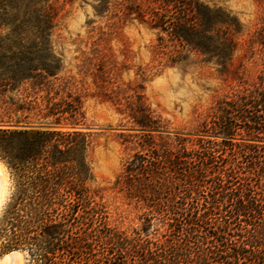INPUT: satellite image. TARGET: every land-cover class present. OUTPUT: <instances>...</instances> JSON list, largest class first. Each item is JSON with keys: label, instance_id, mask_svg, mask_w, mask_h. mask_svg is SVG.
I'll return each instance as SVG.
<instances>
[{"label": "trees", "instance_id": "1", "mask_svg": "<svg viewBox=\"0 0 264 264\" xmlns=\"http://www.w3.org/2000/svg\"><path fill=\"white\" fill-rule=\"evenodd\" d=\"M60 8V0H0V156L17 180L0 219L2 250H24L30 264H264V66L183 136L149 102L145 72L135 85H115L113 68L94 63L112 84L103 100L129 123L123 140L140 147L116 182L148 213L139 228L121 229L88 184L82 97L58 77L51 43ZM133 13L157 32L156 51L171 65L197 55L230 74L245 31L232 10L142 0L125 12ZM262 23L249 42L264 52ZM50 117L72 128L27 127Z\"/></svg>", "mask_w": 264, "mask_h": 264}, {"label": "rangeland", "instance_id": "2", "mask_svg": "<svg viewBox=\"0 0 264 264\" xmlns=\"http://www.w3.org/2000/svg\"><path fill=\"white\" fill-rule=\"evenodd\" d=\"M140 1L60 0L51 43L52 52L61 64L58 77L69 80L75 94L82 97L85 119L80 128L90 133L92 140L88 150L92 177L88 184L97 199L106 204L111 225L129 231L142 225L148 210L130 198L116 180L126 160L140 147L123 140V134L131 132L127 129L129 123L117 105L103 100L104 92H109L112 84L106 81L105 74L96 70L94 63L101 60L107 68H113L110 75L115 85L122 82L123 86L135 85L142 78L139 72H145L144 92L149 102L168 122L172 134L179 131L183 136H192L202 122L211 119L220 99L235 88L255 81L264 66V52L249 42L263 24V0H205L232 10L245 25L230 74H221L215 64L202 63L197 55H192L186 64L174 65L167 62L166 55L159 56L157 32L140 23L134 13L131 17L125 14ZM42 94L43 91L41 103ZM52 121L51 117L41 118V123L27 127L72 128L54 125ZM0 158L8 172L5 197L0 205L1 219L17 180L6 161ZM12 250L22 253V264H30L26 251H3L1 246L0 264H4Z\"/></svg>", "mask_w": 264, "mask_h": 264}, {"label": "bare ground", "instance_id": "3", "mask_svg": "<svg viewBox=\"0 0 264 264\" xmlns=\"http://www.w3.org/2000/svg\"><path fill=\"white\" fill-rule=\"evenodd\" d=\"M7 167L3 160L0 158V205L5 197L6 185H7ZM15 256L14 260H11V255ZM22 253L20 251L11 252L5 259L4 264H22Z\"/></svg>", "mask_w": 264, "mask_h": 264}, {"label": "water", "instance_id": "4", "mask_svg": "<svg viewBox=\"0 0 264 264\" xmlns=\"http://www.w3.org/2000/svg\"><path fill=\"white\" fill-rule=\"evenodd\" d=\"M15 251H19V250H12V251H10L9 253H11V252H15ZM8 254V253H7ZM15 259V256L12 254L11 255V260H14Z\"/></svg>", "mask_w": 264, "mask_h": 264}]
</instances>
